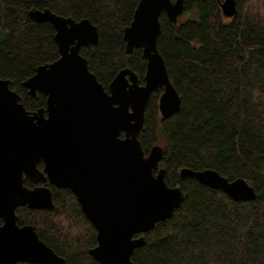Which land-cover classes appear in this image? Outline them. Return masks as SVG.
I'll use <instances>...</instances> for the list:
<instances>
[{
    "label": "trees",
    "instance_id": "16d2710c",
    "mask_svg": "<svg viewBox=\"0 0 264 264\" xmlns=\"http://www.w3.org/2000/svg\"><path fill=\"white\" fill-rule=\"evenodd\" d=\"M139 1L0 0V77L28 110L44 105L45 96L31 97L22 83L59 57L54 26L29 17L30 10L48 8L98 28V43L80 53L105 87L127 67L144 83L142 49L128 55L123 40ZM219 1L184 0L177 24L164 12L159 18L157 48L181 104L164 118L158 111L163 89L153 92L138 138L145 154L154 144L163 147L165 182L179 186L184 200L169 219L140 234L145 244L134 250L135 264H264V0H236L230 19ZM181 168L244 178L256 197L234 201L222 190L181 178ZM16 214L17 224L32 225L66 264H98L90 254L96 229L71 190L53 188L51 209L24 206Z\"/></svg>",
    "mask_w": 264,
    "mask_h": 264
},
{
    "label": "water",
    "instance_id": "95a60500",
    "mask_svg": "<svg viewBox=\"0 0 264 264\" xmlns=\"http://www.w3.org/2000/svg\"><path fill=\"white\" fill-rule=\"evenodd\" d=\"M236 4L219 1L222 15L232 18ZM183 8L184 0L138 2L131 23L123 29V40L128 55L142 49L144 83L127 67L107 89L80 53L82 47L98 43V28L87 18L76 21L48 8L29 11L32 20L54 26L59 57L37 66L22 83L31 96L39 91L47 97V117L43 109L29 112L9 80L0 77V264H66L32 225L17 224V207L53 208L47 188L24 184V178L32 183L45 180L37 170L39 159L50 182L70 188L95 227L97 245L90 254L98 264H135L134 250L145 244L140 234L169 219L180 206L184 192L165 182L166 171L160 167L163 147L154 144L145 154L138 134L151 94L159 88L162 117L180 108L157 38L160 15L164 12L170 23L177 24ZM179 175L222 190L234 201L256 197L244 178L230 180L213 169L181 168Z\"/></svg>",
    "mask_w": 264,
    "mask_h": 264
},
{
    "label": "flooded vegetation",
    "instance_id": "af4514ba",
    "mask_svg": "<svg viewBox=\"0 0 264 264\" xmlns=\"http://www.w3.org/2000/svg\"><path fill=\"white\" fill-rule=\"evenodd\" d=\"M99 81V80H98ZM141 84V83H140ZM143 84V83H142ZM25 88V87H24ZM107 89V87H105ZM26 89V88H25ZM28 91V89H26ZM39 91H36L35 95L34 96H31L28 92V94L31 96V97H35L37 95ZM41 94H43L42 92H39ZM44 95V94H43ZM45 96V95H44ZM25 106V105H24ZM46 107H47V97L45 96V101H44V105L36 110H27L29 112H36L40 109H43L44 110V115L45 117L48 116V113L46 111ZM44 168H45V164H44V161L43 159H39L38 163H37V170L39 172H41L43 174V177L45 178V180H41V181H38V182H34L32 183L28 178H24V184L30 188V189H33V188H36V187H41V188H47L49 190V192H51V195H52V198H53V188H63V189H69L71 190L70 188H65V187H58L56 185H53L49 178H48V175L47 173L44 171ZM27 180V181H26ZM25 181L27 182V184L25 183ZM72 191V190H71ZM72 193L74 194V192L72 191ZM75 195V194H74ZM76 197V196H75ZM77 198V197H76Z\"/></svg>",
    "mask_w": 264,
    "mask_h": 264
}]
</instances>
